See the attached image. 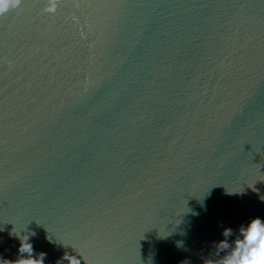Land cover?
I'll list each match as a JSON object with an SVG mask.
<instances>
[{
	"label": "water",
	"instance_id": "1",
	"mask_svg": "<svg viewBox=\"0 0 264 264\" xmlns=\"http://www.w3.org/2000/svg\"><path fill=\"white\" fill-rule=\"evenodd\" d=\"M46 6L0 16V264L222 258L264 221V0Z\"/></svg>",
	"mask_w": 264,
	"mask_h": 264
},
{
	"label": "clouds",
	"instance_id": "2",
	"mask_svg": "<svg viewBox=\"0 0 264 264\" xmlns=\"http://www.w3.org/2000/svg\"><path fill=\"white\" fill-rule=\"evenodd\" d=\"M23 0H0V16H6L8 13L16 11L22 5ZM60 0H47V6L43 9L46 14L54 15L57 11V5ZM11 67V61L8 62ZM264 199V198H262ZM14 232V229H13ZM34 235V234H32ZM225 241L217 245L218 251H225L226 254L220 259H210L206 264H264V221L260 218L253 219L248 226L239 229V235L230 245L227 238L233 235L231 229H225L223 232ZM19 253L21 254L14 264H44L45 253H40L39 258H33V245L29 243V236H20ZM65 247H71L64 245ZM77 255H70L65 252L61 261L57 264H88L83 254L74 249ZM24 254H27L25 257ZM79 256L81 259H78ZM8 264V262H7Z\"/></svg>",
	"mask_w": 264,
	"mask_h": 264
}]
</instances>
